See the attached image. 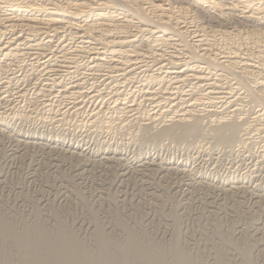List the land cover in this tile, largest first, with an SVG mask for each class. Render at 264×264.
Returning <instances> with one entry per match:
<instances>
[{
    "label": "rangeland",
    "instance_id": "1",
    "mask_svg": "<svg viewBox=\"0 0 264 264\" xmlns=\"http://www.w3.org/2000/svg\"><path fill=\"white\" fill-rule=\"evenodd\" d=\"M120 5L117 7L123 10L143 7L142 2ZM202 13L199 21L204 24L200 25L209 30L219 28L218 22ZM240 20L227 19L223 30L264 28ZM15 25L18 27H8L9 31L0 25L5 33L1 43L20 34L26 37L28 31L23 25ZM230 37L224 41L217 36L220 46L216 47L223 50L230 41L231 48L240 43L244 51L240 52H253L254 61H259V52L239 37ZM30 38V45L42 44L40 50L28 45L21 47L24 51L18 55L0 57V112L7 116L0 120V216L19 232L37 223L46 230L62 227L94 249L93 255L99 252V232L125 251L128 231H133L144 243H153L167 252L177 240L180 249L197 264H244L245 248L251 251L254 264H264V158L260 157L264 142H259L258 153L252 154L235 145L232 151L233 145L216 142L210 133L185 141L157 139L155 134L160 128L147 130L145 124L141 125L143 110L133 102L134 98H149L150 90L157 88V84L140 80L149 69L155 70L158 62L145 52L148 44L142 37L134 48H142L146 58L133 54V62L144 61L126 82L117 77L118 72H112L117 71L113 63L98 71H89V60L80 55L76 56L78 60L75 58L77 64L70 55L68 62L61 63L56 46H74L76 43L67 39L70 37L47 39L41 33ZM50 52L55 59L52 65L44 66L43 56ZM183 56L190 55L185 52ZM260 68V78H264V64ZM211 72L225 74L221 70ZM53 77L59 85L52 84L49 79ZM224 79L219 88L228 92L233 86L234 91L231 106L229 103L221 108L218 104L220 111L245 112L247 115L241 118L249 123L264 117L263 107L247 94L246 88L237 85L233 77ZM77 81L82 94L65 92ZM178 87L172 98L186 97L183 107L190 105L187 101L195 93L189 96L187 85ZM117 98H128L127 107L130 105L127 110L131 117L122 124L113 118V100ZM5 248L4 264H21L30 258V254L10 244Z\"/></svg>",
    "mask_w": 264,
    "mask_h": 264
},
{
    "label": "bare ground",
    "instance_id": "2",
    "mask_svg": "<svg viewBox=\"0 0 264 264\" xmlns=\"http://www.w3.org/2000/svg\"><path fill=\"white\" fill-rule=\"evenodd\" d=\"M140 2L143 4L142 8L129 9V5ZM120 4L129 8L120 9L122 7ZM119 5L120 8L117 7ZM199 12H204L202 14L209 15L211 20L218 22L219 28L209 30L206 26L200 25L204 23L199 21ZM231 17H237L242 22L243 20L255 22V27L259 24L264 25V0H48V2L0 0V25L6 26L5 31H9L8 27L11 30L18 23H21V27L23 25L28 31L24 34L26 37L20 34L2 43L0 40V57L4 59L13 54L18 55L19 52L22 53L24 49L21 47L30 45L31 35L37 36L44 33L47 39L70 37L67 39L74 41L76 43L74 46L55 45L62 59H60L61 63L68 62L69 55L73 57V62L76 64V59L79 58L76 56L87 58L89 71L109 68L113 63L117 71L112 72H118L117 77L126 82L131 81L134 70L141 68L139 63L142 64L144 61L136 62L135 59L136 61L133 62L135 56L133 54H138L136 56L141 59L146 58L144 51L141 52L142 48H134L136 47L134 44L142 37L148 44L145 52L155 56L158 62L156 65L152 63L157 67L155 70L147 69L149 74H145L143 80L140 78L146 84H157V88L150 90L149 98L143 100V97H140L141 100L139 98V100L136 98L133 100L134 104L143 110L142 117H139L140 124H145L143 126L147 130L160 128L155 134L157 139L171 137L176 141H185L191 137H206L205 135L210 133L216 142L226 144L228 147L233 145L232 151L235 145L240 150L246 149L256 154L259 147L257 145L259 142H264V117L255 118L254 121L252 120L254 123H249L251 121L241 118L245 112L239 111L238 114H233L235 111L229 112L225 108L226 111H220L218 104H221L222 108V105L229 106L232 102L234 87L228 88L230 90L228 92L225 88L222 90L223 87H219L222 86L220 83L225 80L224 78L233 77L234 80L236 79V84L244 87L243 90L246 88L247 94L256 99V102L264 109V78H260V66L264 64V56L261 55L264 54V28L223 30L222 26L227 27L224 21ZM234 33L236 35H233ZM4 35L5 33L0 31V37ZM217 36L224 41L230 36L239 37L250 46L249 48L260 53L256 57L259 61H254L253 52L242 53L244 51L238 46L240 43L237 44L238 47L233 45L234 47L231 48L228 45L232 43L230 41L225 44L223 50L218 49ZM30 46H36L38 50L42 44ZM159 51L162 54H159ZM185 52L190 56L181 57ZM53 54L50 52L43 56L44 66H50L55 59ZM91 55L96 56L91 57ZM257 63L260 64L259 68L256 66ZM212 70L216 72L221 70L225 74L213 73ZM49 80L54 86L59 85L57 78L53 77ZM78 81L71 83L69 88H65V92H70L73 96L82 94ZM181 85H187L189 96L195 93L187 101L190 105L186 107H183L186 104V97L185 99L177 96L172 98L175 94L172 92L180 89L178 86ZM257 87H259L258 90ZM155 96L158 97L155 98ZM173 103L175 105H172ZM113 104V118L121 124L128 121L131 117L129 109L127 110L130 107V105L127 107L128 98L127 101L117 98L113 100ZM4 113L0 112V120H6L7 116ZM262 152L260 157L264 158V151ZM128 232L125 251L108 235L99 232L96 245L99 247V252L93 255L94 249L89 248L76 235L62 227L46 230L41 223H37L34 228H26L19 232L12 223L0 216V264H4L3 258L7 255L6 244H10L21 253L30 254V258L25 259L21 264H127L126 261L128 264H197L191 255L185 254L180 249L179 242L175 239L171 250L167 252L153 243H144L133 231ZM170 256L172 261L169 260ZM242 256L244 264H254L248 248L242 250Z\"/></svg>",
    "mask_w": 264,
    "mask_h": 264
}]
</instances>
